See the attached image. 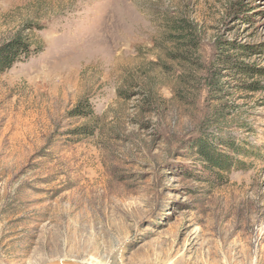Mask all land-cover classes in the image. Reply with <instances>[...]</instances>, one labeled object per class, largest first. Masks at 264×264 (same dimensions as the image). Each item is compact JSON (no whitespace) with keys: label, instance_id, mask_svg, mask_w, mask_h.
Here are the masks:
<instances>
[{"label":"rangeland","instance_id":"374dc122","mask_svg":"<svg viewBox=\"0 0 264 264\" xmlns=\"http://www.w3.org/2000/svg\"><path fill=\"white\" fill-rule=\"evenodd\" d=\"M19 33L0 264H264V0H0Z\"/></svg>","mask_w":264,"mask_h":264},{"label":"trees","instance_id":"16d2710c","mask_svg":"<svg viewBox=\"0 0 264 264\" xmlns=\"http://www.w3.org/2000/svg\"><path fill=\"white\" fill-rule=\"evenodd\" d=\"M40 25L31 24L28 27V30H41L43 29ZM34 40L30 38V35H21V33L17 34L13 38L7 40L6 42L0 44V74L5 72L6 70L13 67V65L17 62L26 60L33 55L39 54L43 47L39 42L38 45L31 46ZM81 106V105H80ZM80 106H78V113L79 116H89L90 112L81 111ZM200 153L206 158V160L210 161L212 165L218 166L221 169H224V165L228 166V161L220 158L222 157L219 155L215 148L211 145L203 144L202 142L199 144ZM235 148V147H234ZM239 150V145L236 147ZM227 164V165H226Z\"/></svg>","mask_w":264,"mask_h":264},{"label":"water","instance_id":"95a60500","mask_svg":"<svg viewBox=\"0 0 264 264\" xmlns=\"http://www.w3.org/2000/svg\"><path fill=\"white\" fill-rule=\"evenodd\" d=\"M45 264H82V263H78L76 261H70V260H55V261L47 262Z\"/></svg>","mask_w":264,"mask_h":264},{"label":"bare ground","instance_id":"6f19581e","mask_svg":"<svg viewBox=\"0 0 264 264\" xmlns=\"http://www.w3.org/2000/svg\"><path fill=\"white\" fill-rule=\"evenodd\" d=\"M90 264H93V263H90Z\"/></svg>","mask_w":264,"mask_h":264}]
</instances>
